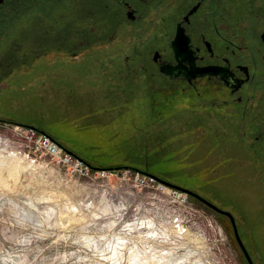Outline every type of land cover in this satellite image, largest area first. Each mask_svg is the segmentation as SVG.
Wrapping results in <instances>:
<instances>
[{
	"label": "rangeland",
	"instance_id": "1",
	"mask_svg": "<svg viewBox=\"0 0 264 264\" xmlns=\"http://www.w3.org/2000/svg\"><path fill=\"white\" fill-rule=\"evenodd\" d=\"M158 15L152 12L144 34L137 37L129 28V35L118 42L94 43L99 47L78 59L71 53L55 58L50 54L29 70L14 64L1 88L0 137L10 143V150L27 158L24 139L10 123L32 125L53 135L93 169L139 168L200 192L207 188L204 183H213L207 190L214 194L207 195L233 213L254 263L264 264V180H247L241 187L233 179L236 186L227 191L232 196L222 200L216 194L221 179L205 182L202 164L188 158L189 131L182 128L188 119L186 102L163 100L153 113L147 91L157 88L158 80L146 82L140 70L131 78L127 74L125 55L135 61V50H145L159 24ZM27 23L21 26L24 36L41 25L39 17ZM42 159L46 165L30 166V175L21 174L18 183L10 179L14 191L0 186V264H249L221 215L193 201L187 192L200 223L192 222L188 230L177 233L176 226L160 218L159 201L153 203L152 213L133 208L120 212L114 195L89 207L78 176L48 157ZM19 190L30 194V205L19 206ZM132 198L125 195L124 208Z\"/></svg>",
	"mask_w": 264,
	"mask_h": 264
},
{
	"label": "flooded vegetation",
	"instance_id": "2",
	"mask_svg": "<svg viewBox=\"0 0 264 264\" xmlns=\"http://www.w3.org/2000/svg\"><path fill=\"white\" fill-rule=\"evenodd\" d=\"M153 11L160 13L159 24L145 50H135V61L125 55L128 76L140 70L146 82L158 80V87L147 91L153 113L163 100L186 102L188 119L182 128L189 131L188 158L202 164L205 182L221 179L216 194L222 200L232 196L227 191L236 186L233 179L241 187L247 180L262 183L264 0H5L0 5V95L14 64L29 70L50 54L55 58L71 53L78 59L99 42L107 46L118 42L129 35V28L138 37ZM36 17L41 25L27 27L30 33L25 37L22 22ZM215 172L219 174L211 177ZM212 184L204 187L211 189ZM207 188L188 189L231 212L208 196ZM217 214L238 242L230 217ZM237 231L241 238L238 226Z\"/></svg>",
	"mask_w": 264,
	"mask_h": 264
},
{
	"label": "built area",
	"instance_id": "3",
	"mask_svg": "<svg viewBox=\"0 0 264 264\" xmlns=\"http://www.w3.org/2000/svg\"><path fill=\"white\" fill-rule=\"evenodd\" d=\"M10 124L16 136L24 139L27 149V152H24L32 165L45 166V159L42 157H48L52 162L64 168L68 174L77 175L81 180L78 182L80 187L90 191L94 197H100L102 203H106L104 195L109 197L114 195L116 197L115 203L120 205V212L124 209L129 211L133 208L137 211L148 210L149 213H152L153 203L159 201L162 204V211L159 212L160 218L163 216L170 226H176L177 233L181 232L178 227L183 226V229L188 230L192 222L200 223L196 219L195 212L189 207L186 192L165 183L157 176L131 168L119 170L93 169L82 158L67 151L61 143L35 126L19 123ZM112 176L116 179L112 180ZM83 177L84 179H82ZM125 195L133 197L127 205L129 208L127 206L124 208L122 205V199ZM83 201H86L85 198ZM164 209L168 215L163 211ZM197 228L201 230L200 227Z\"/></svg>",
	"mask_w": 264,
	"mask_h": 264
},
{
	"label": "bare ground",
	"instance_id": "4",
	"mask_svg": "<svg viewBox=\"0 0 264 264\" xmlns=\"http://www.w3.org/2000/svg\"><path fill=\"white\" fill-rule=\"evenodd\" d=\"M9 144L0 137V186L3 188L9 189L11 191H14V188H11L10 179H14L15 182L22 180L20 175L21 174L30 175V166L34 167L35 165H32L27 160L26 157L20 156L17 153V151L14 150V148L10 150L8 147ZM27 186H29V183L27 184ZM84 190H85V192L82 196L85 197V200L89 201L87 203V204H89V207H90V205H96V204H98L100 206V204L102 203L101 198L97 197V199H95V197L93 196L92 193H90L86 189H84ZM1 193L2 192H0V194ZM15 193H16L17 199H19V201H20V202L17 201L18 204L20 203L19 206L21 204L24 207L30 205V194L29 193H25V192L20 191V190L15 191ZM104 198H106V195H104ZM10 201H12V200H10ZM73 209H74V207H73ZM93 216H94L93 219L97 218V214L95 212H94ZM151 226H153V225H151ZM179 228H180V231H182V232L186 231V229L184 230V229H182V227H179Z\"/></svg>",
	"mask_w": 264,
	"mask_h": 264
},
{
	"label": "water",
	"instance_id": "5",
	"mask_svg": "<svg viewBox=\"0 0 264 264\" xmlns=\"http://www.w3.org/2000/svg\"><path fill=\"white\" fill-rule=\"evenodd\" d=\"M4 1H5V0H0V5H1L2 3H4ZM163 70L166 71V72H168V73H170V69H167V68L164 67ZM164 182H165V183H168V184H171V183H169V182H167V181H164ZM171 185H173V184H171ZM173 186H176V187H178L179 189H181V190L187 192L189 195H193V196L198 197L201 201H203L204 203H206V204H208L209 206H211V207H212L215 211H217L218 213H222V214H225V215L229 216L230 219H231V221H232V224H233V226H234V228H235V233H236V236H237V238H238L239 245H240V247H241V249H242V251H243V253H244V255H245V257H246V259H247V261H248V263H249V264H255V263H254V260L252 259L251 255H250V253H249V251L247 250L245 244L243 243V241H242L241 238L239 237V234H238V231H237L236 220H235L234 215H233L231 212L226 211V210H223L222 208L216 206L215 204L211 203L210 201H208L207 199H205L204 197L198 195L197 193L193 192V191L190 190V189L182 188L181 186H177V185H173Z\"/></svg>",
	"mask_w": 264,
	"mask_h": 264
},
{
	"label": "trees",
	"instance_id": "6",
	"mask_svg": "<svg viewBox=\"0 0 264 264\" xmlns=\"http://www.w3.org/2000/svg\"><path fill=\"white\" fill-rule=\"evenodd\" d=\"M12 122H15V121H12ZM15 123H17V122H15ZM36 128H38V127H36ZM39 129V128H38ZM41 131H44V130H41ZM51 135V134H50ZM53 136V135H52ZM54 137V136H53ZM58 142H60V141H58ZM61 144H62V142H60ZM63 145V144H62ZM87 162V161H86ZM135 169H139V168H135ZM139 170H141V171H143V172H147V171H145V170H143V169H139ZM147 173H149V172H147Z\"/></svg>",
	"mask_w": 264,
	"mask_h": 264
}]
</instances>
